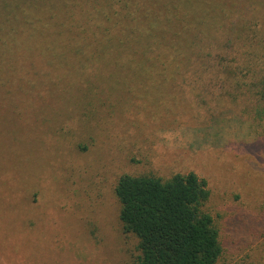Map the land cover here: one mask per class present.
I'll use <instances>...</instances> for the list:
<instances>
[{
    "label": "rangeland",
    "instance_id": "1",
    "mask_svg": "<svg viewBox=\"0 0 264 264\" xmlns=\"http://www.w3.org/2000/svg\"><path fill=\"white\" fill-rule=\"evenodd\" d=\"M147 1L175 20L201 15L205 1L219 44L212 57L226 55L227 90L245 81L241 96L227 95L209 125L194 126L178 94L169 111L147 103L162 85L127 79L112 91L114 61L83 65L68 47L93 37L70 30L100 20L78 19L77 9L72 27L67 14L0 34V264H131L136 238L122 230L113 188L120 174L148 170L205 178L224 248L217 264H264V0ZM53 41L62 48H47Z\"/></svg>",
    "mask_w": 264,
    "mask_h": 264
},
{
    "label": "trees",
    "instance_id": "2",
    "mask_svg": "<svg viewBox=\"0 0 264 264\" xmlns=\"http://www.w3.org/2000/svg\"><path fill=\"white\" fill-rule=\"evenodd\" d=\"M92 1L95 6L89 8L88 0H0V34H15L21 27L33 32L39 28V20L46 17L44 24L49 20L57 23L61 15L67 14L72 17L68 22L72 27L76 17L73 13L77 9L83 12L78 19L85 15L88 19L97 16L100 20L94 19L93 27L81 24L82 30H70L75 37H80L92 29L93 37L91 42L75 40L68 47L83 54V65L89 61L112 65L114 61L116 68L106 76L113 79L112 91L118 88L117 91H123L127 79L137 81L135 84L149 80V83L162 85L166 87L164 92L145 98L147 103L156 108L164 106L169 111L171 107L166 106L172 104L171 98L178 94L185 98L186 106L189 103L179 112L189 111V123L194 126L209 125L217 113L216 105L224 102L227 95L233 97L234 102L241 96L240 85L245 81L227 90L226 55L212 57L214 45L219 48V44L213 27L214 37L211 29L208 31L209 12H204L205 1L201 15L196 12L192 18L179 20L172 17L173 11L163 15L153 8H145L147 0ZM188 2L183 4L188 6L195 1ZM61 45L53 41L46 47L62 48ZM4 47L8 45L1 40L0 48ZM53 55L58 61L65 60L64 54L54 52ZM257 86L264 99V76ZM80 147L81 151L87 149V145ZM113 190L119 203L122 230L136 238L130 254L131 264L218 263L224 248L216 222L207 208L210 189L205 178L194 171L125 172L118 176Z\"/></svg>",
    "mask_w": 264,
    "mask_h": 264
}]
</instances>
